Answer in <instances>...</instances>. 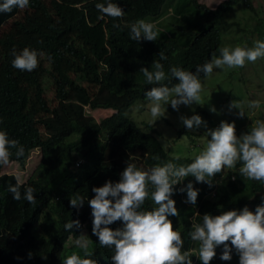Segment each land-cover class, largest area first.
I'll list each match as a JSON object with an SVG mask.
<instances>
[{
  "label": "trees",
  "instance_id": "16d2710c",
  "mask_svg": "<svg viewBox=\"0 0 264 264\" xmlns=\"http://www.w3.org/2000/svg\"><path fill=\"white\" fill-rule=\"evenodd\" d=\"M195 1L115 0L125 12L124 16L101 18L95 7L98 0H49L48 3L32 0L20 13V20L15 21L16 32L0 37V129L24 147V154L19 157L12 149L9 162L23 166L31 151H40V162L27 181L20 183V199H14L8 191L10 185L17 183L15 175H0V264H62L72 252L84 257L85 253L78 247H66L69 239L75 240L84 231L91 240L89 251L97 264H112L113 250L101 246L91 231L92 216L87 199L83 206L76 208L69 204V198L75 193L92 198V188L108 180L117 182L128 162L144 169L167 160L187 163L206 146V134L199 131L205 125L194 129L183 125L177 137L184 142L187 137L186 144L192 151L177 159L162 146L161 132L149 124L141 128L127 115L138 101H149L144 92L154 85L144 83L140 69L149 67L151 70L152 61L160 60L159 52L167 56L166 60H160L166 72L173 65L195 71L189 68L211 60L213 53L219 55L222 39L218 27L225 23L233 5L239 3L252 20L249 26L235 23L237 31L245 33L246 37L234 43L252 47L255 40L264 39V14L255 12L252 0H227L210 12L216 26L212 41L198 36V19L191 15L178 24L162 25L163 30L157 29L159 34L155 41L130 39L131 23L155 16L149 3H166L185 9L197 6ZM17 9L13 6L11 11L0 12V26L7 17L16 15ZM251 26L252 38L247 34ZM202 43L210 44L208 53ZM25 46L52 56L50 70L43 64L31 72L14 68L12 51ZM188 47L196 52L191 53ZM78 67L85 71L81 77L84 87L70 75ZM200 77L202 80L205 76L201 73ZM176 82V78H171L163 83L171 87ZM50 86L54 92L53 103L45 98L44 89ZM231 93L229 91L227 96ZM243 100L245 113L233 121L238 136L255 124L247 112L249 99ZM230 103L227 99L224 109ZM80 104L114 113L95 121L82 113ZM193 113L199 114L210 129L217 127L221 120L232 122L219 114L213 116L205 107H196ZM95 139L100 142L96 144ZM154 156L160 159L155 160ZM79 160L82 163L75 167ZM239 166L238 163L234 169L215 173L211 186L196 182L192 176L173 186L180 188L191 180L199 189L195 205L185 202L186 193L174 192L179 215L169 217L173 229L180 231L184 241L181 251L192 250V263L202 264L196 257L199 242L192 241L188 234L194 222L202 221L203 214L219 215L244 206L254 211L261 203L264 183L242 176ZM28 187L33 189L35 204L25 198ZM153 206L150 199L143 205L145 208ZM69 220H79V226L65 230L64 223ZM120 226L119 220L109 225L110 228ZM221 251L222 246H218L209 264H239L237 253L233 251L232 259L225 261L219 258Z\"/></svg>",
  "mask_w": 264,
  "mask_h": 264
},
{
  "label": "clouds",
  "instance_id": "9594fccd",
  "mask_svg": "<svg viewBox=\"0 0 264 264\" xmlns=\"http://www.w3.org/2000/svg\"><path fill=\"white\" fill-rule=\"evenodd\" d=\"M42 1L49 2V0ZM225 1L227 0H222L215 8H209L196 0L197 6L192 5L185 9L175 8L166 3H149L155 16L152 19H138L131 23L129 37L136 41L141 39L155 41L159 34L158 30H163L162 25L178 24L184 17L191 15L198 19L200 28L198 36H206L212 41L216 26L210 12L215 11ZM31 2L32 0H0V12L11 11L13 6L18 8L16 15L7 17L0 26L2 29L0 37L13 35L16 32L15 21L20 20L16 17ZM238 4L233 5L232 10ZM95 7L101 18L123 17L125 14L115 0H98ZM246 11L237 9L231 24L227 16L225 23L218 27L221 29V39L224 31L228 35L230 25L236 30V22L242 25L241 18H238L236 13L249 16ZM8 24L9 27L5 28ZM203 45L208 53L210 44ZM221 45L222 47L218 49L219 55L213 53L211 60L189 68L195 71L173 65L166 72L160 62L167 59L164 52H159L160 60L152 61L151 70L149 67L140 69L144 83L154 85L144 92V96L151 102L150 123L154 124L157 119L166 117L168 104L173 109H178L181 104L191 105L193 102H200L203 91L201 73L206 77L213 72L214 67L221 69L225 66L241 67L246 61L255 62L258 58H264V39L255 40L252 47L246 44L235 47ZM188 48L191 53L196 52L193 48ZM12 56V66L22 71L31 72L35 68L38 70L40 64L48 70H50L48 67L52 66V56L35 48L25 46L19 51L13 49ZM70 75L81 87L85 86V81L81 80L85 75L82 67L76 68ZM171 78L177 80L171 87L163 83L170 81ZM261 106H264V103L261 104L260 100L249 101L251 109H259ZM136 107L139 109L142 106ZM229 107L237 108V105L232 101ZM210 111L215 112L216 109L210 106ZM239 114H244L242 109H239ZM180 119L188 129L206 126V121H203L199 114L181 116ZM206 136V146L190 162L175 163L173 160H167L147 169L128 162L119 173L120 178L117 182L108 180L102 186H94L92 198L88 199L80 193H75L69 198V204L76 208L83 206L87 199L92 216L91 231L98 238L101 246L113 250L112 264H196L191 260L192 250L181 251L184 241L180 231L173 229L172 221L169 219L170 216L179 215L173 199L174 192L186 193L187 203L195 205L197 201L199 189L193 186L191 180L180 188L173 187L180 184L185 177L192 176L196 182H204L211 186V178L215 173L234 169L239 163L238 171L242 176L264 183V119H257L250 130L239 136L235 134L234 122L221 120L217 127L207 130ZM95 140L99 141V139ZM12 149L16 150L15 155L18 157L24 154L23 145L18 140L10 138L7 131L0 129V165L9 162ZM153 159L160 158L154 156ZM81 163V160L77 161L75 167ZM20 183V177L17 176V183L8 188L14 199H20ZM25 198L29 203H36L31 187L26 189ZM146 199H150L154 206L143 207ZM260 200L261 203L254 211L244 206L242 209H231L219 215L205 213L201 222L192 224V230L188 235L192 241L199 242L196 257L202 264H209L216 256L218 246H222L219 257L221 260H231L234 251L238 254L239 264H264V194H261ZM117 220L121 222V226L110 228L109 225ZM79 223V220L66 221L64 229H72L74 225L78 227ZM83 233L78 235L74 244L85 253V256L81 257L76 252H72L63 259L62 264H97L89 251V240Z\"/></svg>",
  "mask_w": 264,
  "mask_h": 264
},
{
  "label": "rangeland",
  "instance_id": "374dc122",
  "mask_svg": "<svg viewBox=\"0 0 264 264\" xmlns=\"http://www.w3.org/2000/svg\"><path fill=\"white\" fill-rule=\"evenodd\" d=\"M221 1L222 0H198L199 3L205 4L209 8H215ZM253 5L255 6V12L261 11L262 14H264V0H253ZM237 9L242 10V6L240 4L234 6L229 15L230 24L234 21L233 15ZM20 12H22V10ZM236 15H238V18H241L242 24H247L249 26V23H252V20L249 19L248 15L244 13L241 14L240 12H237ZM19 17L20 15L16 18ZM252 26L248 27L249 32L247 34L250 38H252ZM8 27L9 24L6 25L5 28ZM0 34H2L1 28ZM243 36L246 37L245 33L238 32L232 27V25H230L228 27V35L225 31L222 33V44L223 46L229 47L241 45L239 42H234ZM201 81L203 84V91L201 92V101L198 102L199 104L195 102L191 105L181 104L178 106V109H173L171 105L168 104L166 105V117L157 119L154 124L150 123V101H138L134 104L130 111L127 112V115H130L129 118L133 119L141 128H144L145 125L143 124H149L155 131L161 132L162 136L160 137V140L163 144L162 146L170 152L172 156L179 157L186 154L188 155L191 153L192 149L184 142L183 139L177 137L178 131L183 126V122L180 117L190 116L195 111L196 107H205L213 116L219 114L223 117L231 119L233 122L238 116L241 117L244 115L239 114V109H242L245 113V101L243 99H249V101L260 100L261 104H263L264 58H258L255 62L246 61L245 65L241 67L227 68L225 66L222 69L214 67L213 72L204 77ZM44 90L47 102L53 103L54 92H52V87H46ZM229 91L232 93L227 96ZM237 95L243 99L239 97L236 98ZM227 99L231 102L233 101L237 105V108L228 107L227 109H224L227 106ZM137 105H141L142 107L138 109L136 107ZM210 106L214 107L216 111H210ZM79 107L82 109V113H85L87 117H91L95 121H100L114 113L112 110L91 109L88 105L84 106L83 104H80ZM227 111H229V113H227ZM247 112L249 116L253 117L254 123L257 119H264V106H261L259 109H251L248 106ZM208 129H210L208 126L200 127V134H206ZM200 141L201 138L199 139V142ZM192 154H194V152H192ZM39 162L40 152L39 150H35L29 154L23 166H20L15 162L7 163L2 167L0 174L15 175L16 178L19 176L21 183H24L27 181ZM83 234L86 235L85 238L89 240L90 247L91 240L85 231ZM67 243L66 247L68 248L76 247L74 240L72 239H69Z\"/></svg>",
  "mask_w": 264,
  "mask_h": 264
},
{
  "label": "water",
  "instance_id": "95a60500",
  "mask_svg": "<svg viewBox=\"0 0 264 264\" xmlns=\"http://www.w3.org/2000/svg\"><path fill=\"white\" fill-rule=\"evenodd\" d=\"M99 141L98 140H95V143H98Z\"/></svg>",
  "mask_w": 264,
  "mask_h": 264
}]
</instances>
